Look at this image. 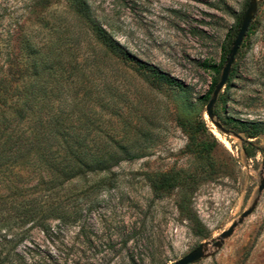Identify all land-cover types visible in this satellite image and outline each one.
<instances>
[{
	"label": "rangeland",
	"instance_id": "rangeland-1",
	"mask_svg": "<svg viewBox=\"0 0 264 264\" xmlns=\"http://www.w3.org/2000/svg\"><path fill=\"white\" fill-rule=\"evenodd\" d=\"M251 1L0 0V116L29 91L35 118L102 159L53 191L59 208L0 211V264H172L199 245L193 264H264V0L205 114Z\"/></svg>",
	"mask_w": 264,
	"mask_h": 264
},
{
	"label": "trees",
	"instance_id": "trees-1",
	"mask_svg": "<svg viewBox=\"0 0 264 264\" xmlns=\"http://www.w3.org/2000/svg\"><path fill=\"white\" fill-rule=\"evenodd\" d=\"M240 24L241 21L237 23L238 28ZM97 32L102 45L119 59L132 63L157 83H173L154 66L131 56L103 29L98 28ZM217 82L218 79H212L208 96ZM3 114L0 116V211H11L18 220L42 210L52 211L60 207V204L52 208L47 205L55 189L69 179L83 176L85 171L101 168L96 166L102 160L97 152L69 147L70 138L65 132L57 134L49 130L57 126L61 118L53 123L45 115L35 118L29 91L18 106L7 104ZM70 141L79 143L76 138ZM174 181L165 175L152 184V191L161 194V189L169 190Z\"/></svg>",
	"mask_w": 264,
	"mask_h": 264
},
{
	"label": "water",
	"instance_id": "water-1",
	"mask_svg": "<svg viewBox=\"0 0 264 264\" xmlns=\"http://www.w3.org/2000/svg\"><path fill=\"white\" fill-rule=\"evenodd\" d=\"M254 10H255V1L252 0L249 3L248 8L243 15L240 27L236 33V36H235L233 43H232V46L229 49V52H228L227 57L225 59V63H224V66L222 68L219 80L216 83V85L214 86L211 97L206 104L205 114L209 120H211L212 116H213L212 115V106L215 102L216 96H217L218 92L220 91V89L223 87L224 83L226 82L228 72H229V68H230L231 63L233 61V57H234L243 37H244V35L248 29V25H249V22L251 20V15L254 12ZM262 186H263V184L259 187V189H262ZM249 213H250V210L243 212L241 215V218L246 217L247 215H249ZM234 227H235V224L231 225L226 231L222 232L219 237L221 239H223V238L230 236ZM202 256H203V246L199 245L194 250H192L190 253L185 255L183 258L179 259L178 261H176L172 264H193L196 261H198L199 259H201Z\"/></svg>",
	"mask_w": 264,
	"mask_h": 264
}]
</instances>
